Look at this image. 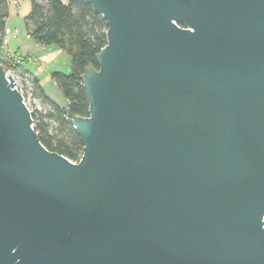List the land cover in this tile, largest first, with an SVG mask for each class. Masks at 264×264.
I'll return each instance as SVG.
<instances>
[{"label":"water","instance_id":"1","mask_svg":"<svg viewBox=\"0 0 264 264\" xmlns=\"http://www.w3.org/2000/svg\"><path fill=\"white\" fill-rule=\"evenodd\" d=\"M78 162L0 63V264H264V0H88Z\"/></svg>","mask_w":264,"mask_h":264},{"label":"trees","instance_id":"2","mask_svg":"<svg viewBox=\"0 0 264 264\" xmlns=\"http://www.w3.org/2000/svg\"><path fill=\"white\" fill-rule=\"evenodd\" d=\"M30 3V12L24 19L27 35L37 44L55 46L68 54L71 69L68 74H51L52 81L68 103L64 107L47 98L38 80L29 76L33 86L32 95L48 106L44 114L37 111L31 113L33 129L45 149L71 162H78L82 155V144L65 117L88 115L82 75L86 67L97 69L95 57L107 43L105 33L108 26L101 16L94 13L88 0H43V4L30 0ZM8 12V1L0 0V42L6 29ZM2 65L7 70V66ZM50 121L56 123L52 132H49Z\"/></svg>","mask_w":264,"mask_h":264},{"label":"crops","instance_id":"3","mask_svg":"<svg viewBox=\"0 0 264 264\" xmlns=\"http://www.w3.org/2000/svg\"><path fill=\"white\" fill-rule=\"evenodd\" d=\"M7 1L10 2V0ZM30 6V0H21L19 6L10 14V16H20L25 19V17L30 12ZM9 17L6 20V27L8 29L17 30L16 35L9 36V46L13 51L24 55L27 54V59L22 63L20 70L25 73H29L34 78H36L39 82V85L42 87V89H44L47 98H49L56 105L64 107L66 100L61 95L60 91L51 79V74L56 71L46 66L50 64L48 62H50L51 59L62 50L58 48H56V50H50L49 48L51 47H37L35 42L29 39L27 40L26 36L23 37L20 29H18L16 26L14 28L9 27Z\"/></svg>","mask_w":264,"mask_h":264},{"label":"rangeland","instance_id":"4","mask_svg":"<svg viewBox=\"0 0 264 264\" xmlns=\"http://www.w3.org/2000/svg\"><path fill=\"white\" fill-rule=\"evenodd\" d=\"M12 1V0H10ZM21 1V0H20ZM37 2L42 3L43 4V0H37ZM20 2H18V4L16 5V7L14 9H11L9 7V12H8V17L10 16V14L19 6ZM11 17V18H10ZM8 19V25L11 28H14L15 26L20 29L21 34L23 37L26 36V27H25V22L24 19L20 16H10ZM27 39V38H26ZM28 40V39H27ZM51 48H49L50 50H56L55 46H50ZM24 55V54H23ZM27 59V54L24 55L23 61H26ZM50 63V64H48ZM46 65L48 68H51L52 70L56 71V72H61L64 74H68L70 73V57L68 54H66L64 51L58 52L52 59L50 62H48ZM20 69V68H19ZM50 69V70H51ZM17 81V87L22 90L23 94H24V98H25V103L27 105V107L29 108V110L32 112L37 111L40 112L42 114L46 113L48 111V106L45 103H42L38 98H35L32 95V91H33V86L31 81H26L25 77L22 75H19L16 78ZM67 101L65 106H67ZM49 123V132H52L53 128H55L56 123L55 122H48Z\"/></svg>","mask_w":264,"mask_h":264},{"label":"built area","instance_id":"5","mask_svg":"<svg viewBox=\"0 0 264 264\" xmlns=\"http://www.w3.org/2000/svg\"><path fill=\"white\" fill-rule=\"evenodd\" d=\"M18 2H20V0H12L10 2H8V7H10L11 9H14L16 7V5L18 4ZM17 34V30L16 29H8L6 27V29L4 30V35L2 37V41L0 42V63L5 64L7 66V70H6V75L11 76L16 83V87H17V81L16 78L19 75H22L25 77V80L30 81L29 80V76L30 74L23 72L22 70H20L18 68V65H20L23 61L24 55L21 53H18L16 51H13L10 46H9V36L10 35H16ZM26 38L31 40L29 35H26ZM35 45L39 48H43L44 46L35 43ZM17 89L22 93V90H20L18 87ZM24 97V96H23ZM25 100V98H24ZM68 121L69 117H65Z\"/></svg>","mask_w":264,"mask_h":264}]
</instances>
